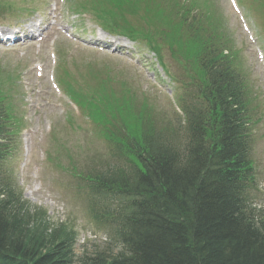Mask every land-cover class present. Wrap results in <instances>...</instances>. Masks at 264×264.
Instances as JSON below:
<instances>
[{
  "label": "trees",
  "instance_id": "1",
  "mask_svg": "<svg viewBox=\"0 0 264 264\" xmlns=\"http://www.w3.org/2000/svg\"><path fill=\"white\" fill-rule=\"evenodd\" d=\"M98 1L112 12L105 20L113 30L160 53L163 42L183 65L185 141L174 130L169 136L170 128L159 131L147 107L134 130L123 126L125 136H116L115 115H99L92 99L87 110L102 119L103 135L128 166L85 176L95 201L89 211L123 250L78 259L74 229L53 227L45 213L31 215L20 204L4 178L0 143V264H264V217L244 193L254 178L257 99L215 4L196 10L178 0ZM136 17L143 24L134 25ZM11 105L0 87V137L19 126Z\"/></svg>",
  "mask_w": 264,
  "mask_h": 264
},
{
  "label": "rangeland",
  "instance_id": "2",
  "mask_svg": "<svg viewBox=\"0 0 264 264\" xmlns=\"http://www.w3.org/2000/svg\"><path fill=\"white\" fill-rule=\"evenodd\" d=\"M6 1L15 14L23 6V1H28L31 6L38 7L37 13L28 19L18 18L14 16L15 14L5 16L4 20L7 23L29 25L35 24L37 20L41 19L45 22L42 30H45L46 34V39L42 44H37L29 49L22 47L25 49L16 48L14 50L0 46V65L11 69L19 67L22 92L26 97L25 104L21 105L24 110L26 130L20 136L19 145L16 146L9 162L15 182L22 190L24 200L34 209L47 211L52 223L69 222L76 228L78 231V241L74 251L76 256L93 255L98 250H107L109 254L116 256L121 252V249L115 245L108 246L111 242L110 237L106 233L96 230L90 214L87 213L86 202H81L74 191L73 187L77 181L70 176L68 171L57 170L55 165L49 162L42 164L41 162L43 153L45 156L50 153L54 161L64 168L69 167L70 162L79 164L83 168L86 165L95 164L92 160L98 161L99 159L108 161V164L117 165L109 145L99 136V130L87 116L79 117L72 113L68 106L56 109L50 105H60V103L68 105V102L65 99L58 100L50 88L49 77L53 76L52 71L57 70L58 67L57 83L62 89L63 86L58 77H60L61 71L66 75L69 74L67 80L73 85L65 84L64 88L67 91L76 89L74 85L76 84L78 87V82L87 85V79H89V69L87 70V68L89 66L95 65L99 68H93L102 72H105L109 67L114 75V81L109 86L117 93L118 97L121 96V83L123 82L133 90L139 103L143 99L147 100L153 109L154 116L160 122H170L175 126L181 122L182 112L177 101V94H181V90L162 72L156 57L145 48H139L132 44L128 51L134 55H119L110 51L100 52V47L93 44L98 41L97 37L107 41L111 39L104 38L98 24L94 23L91 17L81 16L80 13H77L79 15L77 16L74 13L77 8H73L74 11L71 10L70 17L69 15H65V17L63 14L59 15L56 25L50 27L49 14H52V8H55V5L61 8L63 0ZM69 1L65 0L64 8L70 9ZM215 2L228 22L237 47L243 51L242 59L253 82V91L259 94L261 102H264V64L258 58V52H264V15H262L260 7L252 14L242 7L250 27V31L246 33L238 15L232 11L229 1L215 0ZM247 13H250V16H247ZM61 29L73 33V36L63 35ZM252 36L254 39H251ZM92 38L94 42L91 43L90 39ZM18 45H22V43ZM101 46L103 45L101 44ZM54 51L56 57L52 61ZM132 58L136 61L133 60V64L130 63ZM164 61L178 77L175 67L177 63L172 61L168 55ZM35 63H40L39 68L42 65L45 68L42 72L44 76L40 78L42 80L36 77L33 68ZM61 66L63 67L61 68ZM90 76L95 82L99 81L94 74L90 73ZM102 82L103 80L99 81L101 84ZM81 88L84 89L83 86H80ZM72 98L75 100L76 94H73ZM127 98V95H122L121 105H117V121L122 122L123 120L124 124L130 127L133 124V117L127 110H123L124 108L131 109ZM49 99H51V103ZM37 106H40L42 110H36ZM258 106L256 117L259 119V124L256 126L255 134L257 186L252 195V202L253 207H257V211L264 214V105ZM68 116L73 118L71 119L72 123L67 118ZM49 123L53 125L51 135L46 132V126ZM24 150L28 151V158H25ZM68 153L72 160L67 158ZM25 164L27 166L24 168ZM38 171H41L40 175ZM36 177L41 178L43 187L36 181Z\"/></svg>",
  "mask_w": 264,
  "mask_h": 264
},
{
  "label": "bare ground",
  "instance_id": "3",
  "mask_svg": "<svg viewBox=\"0 0 264 264\" xmlns=\"http://www.w3.org/2000/svg\"><path fill=\"white\" fill-rule=\"evenodd\" d=\"M126 42V41H125Z\"/></svg>",
  "mask_w": 264,
  "mask_h": 264
}]
</instances>
